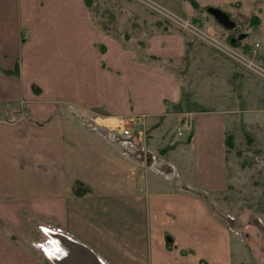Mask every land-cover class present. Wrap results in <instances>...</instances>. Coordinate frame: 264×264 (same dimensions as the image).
<instances>
[{"label":"crops","instance_id":"obj_1","mask_svg":"<svg viewBox=\"0 0 264 264\" xmlns=\"http://www.w3.org/2000/svg\"><path fill=\"white\" fill-rule=\"evenodd\" d=\"M88 1L0 0V264H58L64 243L38 248L47 228L88 247L96 264L260 262L207 199L228 184L226 126L240 117L264 133V105L239 109L242 73L203 45L200 67L179 29L144 30L136 2H113L125 5L109 30ZM153 2L192 12L188 0ZM178 59L185 81L198 67L202 94L190 96L202 110L183 105L191 89L165 63ZM135 114L141 124L122 134L121 120Z\"/></svg>","mask_w":264,"mask_h":264},{"label":"rangeland","instance_id":"obj_2","mask_svg":"<svg viewBox=\"0 0 264 264\" xmlns=\"http://www.w3.org/2000/svg\"><path fill=\"white\" fill-rule=\"evenodd\" d=\"M115 1L119 2L120 0H89L88 7L92 20L100 22L101 26L105 29L112 28L114 25L117 26V10L115 8L120 6L122 7V11H124L125 3H113ZM127 1L136 2L135 4L141 8V16L145 26L144 30L146 27L149 28L152 25L153 28L165 30L179 29L186 33L190 39L189 41L196 45L195 56H199L201 59L200 67H202L203 45L212 53L214 60L218 61V58L225 63H231L235 73H242L241 75L244 79H240L241 82L237 89L233 87L238 93L239 109L248 107L246 104H251V107L264 105V78L246 65V60L252 59L260 67H264L263 0H239L238 3L230 4L208 3L207 5H215L228 14L234 22V25L229 28L224 27L216 21L207 12L206 8L195 10L191 4L192 12L190 15H186L183 14L185 11L182 3H155L153 0ZM199 4L202 5V3ZM252 14H256L257 19L253 23H250L249 20ZM129 21L131 22V20ZM123 22L124 24L120 29H126L130 26V22L126 23L124 20ZM184 23L186 26H183ZM240 33H245L241 41L247 43V51H242V46L240 45L234 46L233 40L229 37L227 38V36L234 37ZM210 36H213L214 39ZM255 42H258V46L252 50ZM165 63L178 80L191 89V91L183 90L181 95L183 105L189 109L195 108L194 104L196 103L191 99V96L193 93L197 97L202 94L199 90L198 92L200 93L197 94V88L194 87L198 86L199 80L202 81L197 78L198 67L193 64L190 66L189 79L185 81L186 73L184 70L186 62L184 59ZM224 78L227 79L228 77H221L218 84L223 83ZM245 83L248 84V87L245 86L246 88L244 87ZM219 85H221L220 91L222 92V88H225L224 84ZM223 90H226L228 93L230 89ZM251 98H253L252 103H250ZM234 105H236V101ZM228 134L230 135L231 142L230 144L224 142L228 184L221 191V195H216L217 199L210 200L208 198L207 200L213 211L228 221L229 225L238 232L243 242L249 244L251 249L256 252V255H264L263 127L256 124V127L248 130L241 118L238 117L226 126L225 136ZM160 165L165 177L174 178L175 182L178 180L177 174L170 169L169 165L164 162L160 163ZM187 172L188 169L184 168V172L181 173L182 176H186ZM42 231H40V241L37 242L38 248L42 250L51 248L50 250H54V245L58 248L60 247L58 246L59 244L65 243L56 238L54 239L51 236L52 232L48 228L42 229ZM34 235L35 233L32 232L31 237H34ZM25 237L28 238L27 236ZM49 240L52 241L53 246H51ZM255 264H264V259L262 258L260 262L256 261Z\"/></svg>","mask_w":264,"mask_h":264},{"label":"bare ground","instance_id":"obj_3","mask_svg":"<svg viewBox=\"0 0 264 264\" xmlns=\"http://www.w3.org/2000/svg\"><path fill=\"white\" fill-rule=\"evenodd\" d=\"M53 233L55 235H57L55 237H58V239L62 238L64 240V242H66L69 245V248H70L68 251L66 250V252L61 256L62 258L59 261L61 264H71L70 263L71 259H74L79 264H92V261L94 259V255H93V252L88 247H86V246H84V245H82L76 241H73L72 239H70L69 237L65 236L64 234H62L60 232H56V233L53 232ZM53 243H55V242H53ZM80 250H84L85 252L80 251Z\"/></svg>","mask_w":264,"mask_h":264},{"label":"built area","instance_id":"obj_4","mask_svg":"<svg viewBox=\"0 0 264 264\" xmlns=\"http://www.w3.org/2000/svg\"><path fill=\"white\" fill-rule=\"evenodd\" d=\"M186 23V21H185ZM183 24V26H186V24ZM211 38L214 39L213 36H210ZM258 46V42H255L253 47H252V50L255 49V47ZM246 65L251 69L253 70L254 72H256L257 74H259L261 77L264 78V67H260L258 64H256L252 59H248L246 60ZM142 122V115L141 114H135V115H132L129 119H122L121 120V132L122 134H129L131 129L133 128H138V126L141 124ZM180 126L181 127H189L190 126V121H189V118L187 117H184L181 119L180 121ZM178 133L180 132L179 130L177 131ZM62 257L60 256L58 258L61 259ZM98 264V263H97Z\"/></svg>","mask_w":264,"mask_h":264},{"label":"water","instance_id":"obj_5","mask_svg":"<svg viewBox=\"0 0 264 264\" xmlns=\"http://www.w3.org/2000/svg\"><path fill=\"white\" fill-rule=\"evenodd\" d=\"M206 10L216 19V21H218L224 27L229 28V27H232L234 25L233 20L230 19L228 14L224 10H222L221 8H219L215 5H207ZM244 35H245V33H240L237 36H238V38H242ZM64 244L68 248L67 249V251H68L70 249L69 245L66 242ZM59 261H60V259L58 260V264H61ZM96 262H97V257L94 255V259L92 261V264H96Z\"/></svg>","mask_w":264,"mask_h":264},{"label":"trees","instance_id":"obj_6","mask_svg":"<svg viewBox=\"0 0 264 264\" xmlns=\"http://www.w3.org/2000/svg\"><path fill=\"white\" fill-rule=\"evenodd\" d=\"M191 4V6L195 9V10H199V9H204L206 8L207 4H204V5H200L196 0H188ZM257 19V15L256 14H252L250 16V23H253L255 20ZM231 38L233 40V45L234 46H237V45H240L242 46V51H247L248 50V46H247V43H243L241 40V38H238V36H227V38ZM195 108L198 109V110H202L203 108L198 105V104H194ZM224 142L226 144H230V135L228 134L227 136H225L224 138Z\"/></svg>","mask_w":264,"mask_h":264}]
</instances>
